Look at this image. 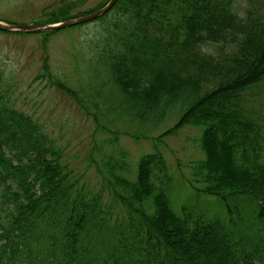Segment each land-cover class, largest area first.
I'll use <instances>...</instances> for the list:
<instances>
[{
  "label": "trees",
  "instance_id": "1",
  "mask_svg": "<svg viewBox=\"0 0 264 264\" xmlns=\"http://www.w3.org/2000/svg\"><path fill=\"white\" fill-rule=\"evenodd\" d=\"M108 2L81 9L68 1L34 23L77 18ZM235 3L118 0L72 26L93 25L82 58L91 93L53 75L48 45L56 31L41 32L36 79L94 124L83 171L38 118L14 106L0 71V264H264V117L251 103L264 92V0H247L244 14ZM173 119L157 137L123 133L154 144L133 168L113 125L152 129ZM189 126L202 130L204 159L188 180L197 205L176 208L158 146ZM206 199L216 201L212 213L199 207Z\"/></svg>",
  "mask_w": 264,
  "mask_h": 264
},
{
  "label": "rangeland",
  "instance_id": "2",
  "mask_svg": "<svg viewBox=\"0 0 264 264\" xmlns=\"http://www.w3.org/2000/svg\"><path fill=\"white\" fill-rule=\"evenodd\" d=\"M58 0H0V19L19 24H31L35 21L46 19V15L59 10L64 3H54ZM103 0H76L81 9L93 8ZM247 0H236L235 6L239 13L244 14ZM51 5V6H49ZM48 7L46 13L44 8ZM74 9L73 12H77ZM93 25L71 27L56 31L49 38V55L52 73L61 78L70 87L83 89L88 93L92 89L83 72V53L87 52L83 44L93 34ZM44 36L41 33H0V71L7 76L5 83L12 89V103L18 109L34 115L40 122L60 140L68 151L72 167L85 170L87 157L92 147L93 121L83 113L77 104L56 88H51L48 81L36 79L42 72L43 52L40 42ZM205 53L214 54L215 49L207 46ZM86 54V53H85ZM102 81L97 82L99 85ZM104 95L110 96L109 87L104 89ZM102 101V100H101ZM251 103L257 107L264 117V92L252 96ZM125 121V120H124ZM176 119L168 121L160 128H137V125H126L117 122L113 128L121 132L120 145L129 152L130 161L135 168L144 154L153 152V141L135 139L130 135L148 131L149 137H157L162 132L171 128ZM202 130L196 127H185L176 134L169 136L159 144V150L167 161L169 173L176 184L175 207L180 208L183 202L187 205H197L194 190L190 188L188 180H192V165L204 159L200 148ZM110 148H106L108 150ZM91 181L95 185L97 176L95 170H89ZM98 187V186H96ZM216 204L212 199L202 200L199 207L211 211L210 206ZM212 213V211H211Z\"/></svg>",
  "mask_w": 264,
  "mask_h": 264
},
{
  "label": "water",
  "instance_id": "3",
  "mask_svg": "<svg viewBox=\"0 0 264 264\" xmlns=\"http://www.w3.org/2000/svg\"><path fill=\"white\" fill-rule=\"evenodd\" d=\"M118 0H109V2L102 8L96 10L87 15H83L77 18H70L56 23L51 24H19L10 23L4 20H0V30L8 32H23V33H41L45 31H58L65 28L75 26L77 24L89 22L95 20L106 13H108Z\"/></svg>",
  "mask_w": 264,
  "mask_h": 264
}]
</instances>
